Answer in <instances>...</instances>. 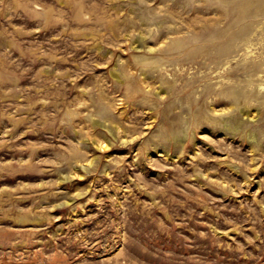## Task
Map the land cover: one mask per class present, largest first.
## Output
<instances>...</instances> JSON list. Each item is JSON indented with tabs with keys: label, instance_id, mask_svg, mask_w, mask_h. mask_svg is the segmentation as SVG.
<instances>
[{
	"label": "rangeland",
	"instance_id": "374dc122",
	"mask_svg": "<svg viewBox=\"0 0 264 264\" xmlns=\"http://www.w3.org/2000/svg\"><path fill=\"white\" fill-rule=\"evenodd\" d=\"M0 264H264V0H0Z\"/></svg>",
	"mask_w": 264,
	"mask_h": 264
}]
</instances>
